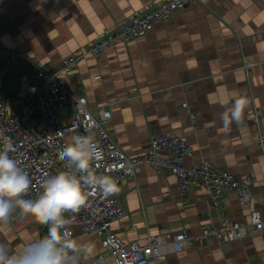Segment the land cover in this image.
<instances>
[{"label": "crops", "instance_id": "crops-1", "mask_svg": "<svg viewBox=\"0 0 264 264\" xmlns=\"http://www.w3.org/2000/svg\"><path fill=\"white\" fill-rule=\"evenodd\" d=\"M160 1L0 0L6 89L18 94L29 70L24 61L11 63L5 51L25 52L58 71L66 58L86 51L115 24ZM59 80L83 94L90 107L111 106L106 128L127 155L148 152L153 136L176 135L193 149L184 158L186 168L207 160L254 181L250 206H241L232 193L214 210L203 190L181 199L174 176L143 166L115 192L127 211L111 227L121 240L143 244L149 235L181 232L195 237L222 218L247 223L251 211L264 214V160L257 145L259 129L264 132V0H193L144 36L116 43L97 57L84 56ZM239 99L246 101L241 118L225 128L222 116L230 115ZM254 111L258 125L250 119ZM41 231L38 223L16 231L7 220L0 223V243L18 253ZM72 240L78 249H90L86 255L78 250L79 264H91L103 253L96 234L75 229ZM165 249L158 264H264V233L221 244L207 239L179 252L172 245ZM106 264L115 262L108 258Z\"/></svg>", "mask_w": 264, "mask_h": 264}, {"label": "built area", "instance_id": "built-area-1", "mask_svg": "<svg viewBox=\"0 0 264 264\" xmlns=\"http://www.w3.org/2000/svg\"><path fill=\"white\" fill-rule=\"evenodd\" d=\"M192 1L161 0L154 6L135 12L97 38L83 53L66 58L58 71L46 69L25 52L5 51L11 63L24 61L29 70L22 77V90L16 94L6 89L0 67V149L10 142L12 149L9 156L29 175L31 186L23 199H37L50 175L68 169L67 162L60 158L59 153L70 143L72 136L83 135L89 137L102 152V158L90 164L92 174L113 177L117 190L126 179L134 178L139 168L148 166L158 175L169 173L174 176L181 199L198 189L205 192L214 210L220 208L225 195L232 193L236 194L241 206L251 205L254 181L250 176L236 178L227 171L215 168L207 160L201 161L198 167L186 168L183 165L184 158L191 157L193 149L179 136H153L148 152L127 155L106 128L112 117L111 106L92 108L83 94L59 80L69 75L84 56L97 57L116 43H128L144 36L155 24L166 23L185 11ZM181 109L190 113L184 110V106ZM258 115L254 111L250 118L257 125ZM257 145L264 160V132L260 129ZM86 190L88 195L84 204L75 212L65 213V217L70 220L66 225L70 239H73L75 229L100 237L103 253L93 257L91 264H106L108 258L115 264H158L165 258V247L169 245L179 252L207 239H215L221 244L264 233V214L256 210L250 212L247 223L222 218L216 224L204 225L195 237L185 232L175 235L165 233L149 235L143 244L125 242L111 228L114 221L127 215L115 193L105 196L92 186ZM262 205L264 208V202ZM8 220L16 231L38 223L42 229L41 236L47 234L49 227L33 214H26L19 208L14 210Z\"/></svg>", "mask_w": 264, "mask_h": 264}, {"label": "clouds", "instance_id": "clouds-1", "mask_svg": "<svg viewBox=\"0 0 264 264\" xmlns=\"http://www.w3.org/2000/svg\"><path fill=\"white\" fill-rule=\"evenodd\" d=\"M245 105L243 99L234 102L230 115L222 116L225 128L231 121L239 122ZM11 149L10 142L0 149V222H7L19 208L49 227L46 235L29 240L18 253L12 252L6 243H0V264H79L78 250H83L86 255L90 249H78L76 242L70 239L66 229L70 220L65 213L75 212L84 204L88 186L95 187L105 196L117 191L113 177L97 176L90 170L91 162L100 160L102 152L89 137L72 136L70 143L59 153L60 158L67 162L68 169L50 175L39 197L27 200L22 197L31 186V180L28 173L9 156Z\"/></svg>", "mask_w": 264, "mask_h": 264}]
</instances>
